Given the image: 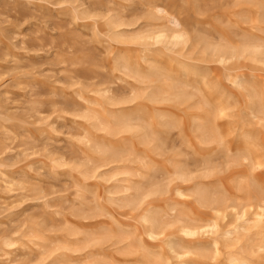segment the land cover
Listing matches in <instances>:
<instances>
[{
	"label": "rangeland",
	"instance_id": "1",
	"mask_svg": "<svg viewBox=\"0 0 264 264\" xmlns=\"http://www.w3.org/2000/svg\"><path fill=\"white\" fill-rule=\"evenodd\" d=\"M255 47L264 0H0V264H264Z\"/></svg>",
	"mask_w": 264,
	"mask_h": 264
},
{
	"label": "bare ground",
	"instance_id": "2",
	"mask_svg": "<svg viewBox=\"0 0 264 264\" xmlns=\"http://www.w3.org/2000/svg\"><path fill=\"white\" fill-rule=\"evenodd\" d=\"M164 36L163 34L161 35H158L157 38L159 37H162ZM166 36V35H165ZM181 35H174L173 38H179ZM216 51L218 52H221L222 55H225L226 54V51H222L220 48H215ZM252 50V55L254 57L255 60H260L259 57L261 56H264V47L263 48H260V47H255V48H251ZM152 74L156 75V74H160L161 73V70L157 67H153V71H151ZM177 95L175 97L177 98H181V97H184V96H190V94L186 91V90H179V92L176 93ZM257 96H259V94L257 93L256 94ZM261 100V99H260ZM221 114H223V108L222 107H218V106H215V108H212V110H208L207 111V117H206V120L212 124V128H213V132L216 136H220L221 135V132L218 131V128H217V125L215 123L217 117H219ZM129 120L130 118L127 116V117H119L117 118V120L115 121V125L117 127H119V129H125L127 131H132L134 129L133 125H131L129 123ZM206 194L203 193V195H201V198L202 200H206ZM145 220L147 222H150L151 223V234H154L158 231V229L160 228V225H161V220L160 218L158 217V215L156 214H153V215H147L145 217ZM183 232L187 235H194L196 233L194 227H191V226H188V225H184L183 226ZM212 247H213V253L212 255H209L207 254V251L208 248L204 247V246H199L197 247L198 250L200 251L199 255L203 258H209L211 260H214L215 263L214 264H219L218 263V260H219V257L221 255V247H220V242L218 240H213L212 241ZM176 247H180V248H184L183 246H179L177 244H173L171 245V249L178 255H182L180 253L177 252V249ZM264 247V244H261L259 246V248H263ZM185 249V248H184ZM259 252V251H258ZM262 252V251H261ZM264 252V250H263ZM144 257V262L143 264H163V260L160 259V255L156 254V253H151V252H148V253H145L143 255ZM259 258H261L262 256H258ZM240 259L238 258H233L232 259V262L233 263H237ZM198 264H202V263H198ZM241 264H249L247 260H243Z\"/></svg>",
	"mask_w": 264,
	"mask_h": 264
}]
</instances>
